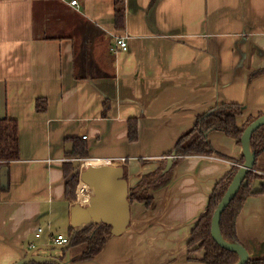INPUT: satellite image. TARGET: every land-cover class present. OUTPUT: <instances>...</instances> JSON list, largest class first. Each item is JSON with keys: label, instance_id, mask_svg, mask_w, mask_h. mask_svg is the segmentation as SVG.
Listing matches in <instances>:
<instances>
[{"label": "crops", "instance_id": "obj_1", "mask_svg": "<svg viewBox=\"0 0 264 264\" xmlns=\"http://www.w3.org/2000/svg\"><path fill=\"white\" fill-rule=\"evenodd\" d=\"M69 1L0 0V134L14 128L17 141L14 156L0 153V264L35 247L64 264H204L191 231L244 160L241 143L212 129L213 155L176 156L164 172L166 158L217 105L239 107V128L264 115V0ZM120 36L128 49L110 52ZM74 138L88 144L80 161L122 166L129 191L128 227L90 260H79L86 244L42 248L91 224H70L74 204H88ZM252 172L264 173V152ZM235 235L250 259L264 258V187L245 197Z\"/></svg>", "mask_w": 264, "mask_h": 264}, {"label": "trees", "instance_id": "obj_2", "mask_svg": "<svg viewBox=\"0 0 264 264\" xmlns=\"http://www.w3.org/2000/svg\"><path fill=\"white\" fill-rule=\"evenodd\" d=\"M121 18V16H120ZM239 115V107L232 105H217L216 107L208 110L197 118L196 124L192 130L178 139L173 149L176 156H190V155H213V149L207 140L206 134L212 129L222 131L225 135L235 139L238 143L245 127L253 120L247 121V123L239 128L237 125V117ZM13 127L8 126V130ZM14 130V128H13ZM6 132L1 137L0 153H10L9 156H14L17 151V141L14 135V131ZM128 140H136V125L135 123L129 124ZM192 139V141H190ZM75 152V158H87L88 157V144L84 139H73ZM250 147L255 157L264 152V124L255 130L250 137ZM13 158V157H12ZM244 160L240 159L237 164L233 165L231 171L226 174L218 183H216L208 200L206 212L199 218L195 226L191 231V235L188 241L189 248H196L203 250L202 262L204 264H235L238 261V255L234 252L228 251L213 241L210 234L211 217L216 209L218 203L223 197L227 187L231 183L234 175L239 169V166L243 164ZM256 179L264 180L263 175L248 172L246 176V184L242 185L235 197L231 200L228 206L221 214L219 222V230L221 236L230 243H239L235 235V219L242 207L243 201L246 196L250 194L252 187V180ZM68 191L73 193L78 183V174L73 173L70 181H68ZM264 187V186H263ZM135 198V197H132ZM146 204L149 203L150 198H140ZM72 235L70 247L86 244V251L82 254L79 260H90L96 256V254L103 248L106 239L110 236V226L105 224H90L89 226L73 230L70 229L69 236ZM35 264V263H29ZM55 264V263H45ZM245 264H264V258L262 259H250Z\"/></svg>", "mask_w": 264, "mask_h": 264}, {"label": "water", "instance_id": "obj_3", "mask_svg": "<svg viewBox=\"0 0 264 264\" xmlns=\"http://www.w3.org/2000/svg\"><path fill=\"white\" fill-rule=\"evenodd\" d=\"M263 124L264 115H261L249 123L243 130L240 142L244 162L239 166L238 171L234 175L211 217L210 234L213 241L220 247L238 255V261L235 264H245L249 260V254L240 243H230L221 236L219 222L222 212L235 197L239 188L246 184V176L254 167L255 155L250 148V137ZM175 157V153L172 152L166 158L167 163L164 172L170 168ZM79 166L80 159L74 158V169H78ZM79 180L87 185L91 191V196L89 197L87 205L82 206L80 203H75L72 207L70 212L71 227L77 229L85 223L105 224L110 226L111 235H119L124 232L130 221V203L128 200V184L124 178L123 167L107 162L100 165H90L79 173ZM263 186L264 180L256 179L253 182L251 193L262 191ZM71 238L72 235L69 236L67 243L63 245L42 246V248L47 250H67L70 247ZM39 248H33L14 264H29L32 262L38 264H64L55 257L35 254L34 252Z\"/></svg>", "mask_w": 264, "mask_h": 264}, {"label": "built area", "instance_id": "obj_4", "mask_svg": "<svg viewBox=\"0 0 264 264\" xmlns=\"http://www.w3.org/2000/svg\"><path fill=\"white\" fill-rule=\"evenodd\" d=\"M69 4L74 6V5H77V2L76 0H70ZM127 49H128L127 37L120 36V37L114 38L113 43L109 50L112 53H116L118 51H126ZM259 174L264 176V173H259ZM67 241H68V237L64 235H60V234L52 238L53 244H56V245H63L67 243Z\"/></svg>", "mask_w": 264, "mask_h": 264}, {"label": "bare ground", "instance_id": "obj_5", "mask_svg": "<svg viewBox=\"0 0 264 264\" xmlns=\"http://www.w3.org/2000/svg\"><path fill=\"white\" fill-rule=\"evenodd\" d=\"M111 163L110 161H102L99 159H88L86 161L83 162V166H90V165H100L102 163ZM87 185H85L84 183L81 182V184H79L78 188H77V194L79 195L80 199L82 202L84 201H88V193H87Z\"/></svg>", "mask_w": 264, "mask_h": 264}, {"label": "rangeland", "instance_id": "obj_6", "mask_svg": "<svg viewBox=\"0 0 264 264\" xmlns=\"http://www.w3.org/2000/svg\"><path fill=\"white\" fill-rule=\"evenodd\" d=\"M87 160H88V159H87ZM84 161H86V160L80 161V165L82 166V167H81L82 170H84V169L87 167V166H83V162H84ZM83 167H84V168H83ZM80 184H81V183H80ZM87 189H88V187H87ZM87 191H88V190H87ZM89 191H90V190H89ZM87 193H88V192H87ZM77 195H78V194H77ZM78 199L80 200L81 203H84V204L88 202V201H84V202H82L81 199H80V197H79V195H78ZM52 231L54 232V230H52ZM61 232H62V234H64V235H67V233H68V232H67V229H65V228H63V229L61 230ZM53 245H56V244H53Z\"/></svg>", "mask_w": 264, "mask_h": 264}]
</instances>
